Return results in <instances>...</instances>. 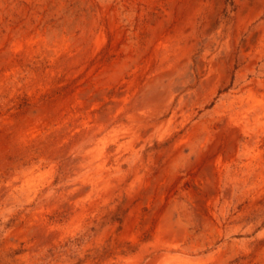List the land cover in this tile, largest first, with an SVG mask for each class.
<instances>
[{
	"label": "rangeland",
	"instance_id": "1",
	"mask_svg": "<svg viewBox=\"0 0 264 264\" xmlns=\"http://www.w3.org/2000/svg\"><path fill=\"white\" fill-rule=\"evenodd\" d=\"M201 5L0 0V264H264V109L247 97L253 89L264 102V0L239 16L236 0ZM191 10L214 83L181 107L174 88L155 131L109 137L101 156L86 148L96 162L68 175L82 153L76 136L105 127L162 60L160 37ZM142 145V159L132 158ZM63 184L80 192L62 194Z\"/></svg>",
	"mask_w": 264,
	"mask_h": 264
},
{
	"label": "bare ground",
	"instance_id": "2",
	"mask_svg": "<svg viewBox=\"0 0 264 264\" xmlns=\"http://www.w3.org/2000/svg\"><path fill=\"white\" fill-rule=\"evenodd\" d=\"M217 2V0H216ZM195 3V2H194ZM236 3L238 5L237 8V15L239 16L246 10H249L250 6L254 5L255 0H236ZM201 0H196V7H201ZM195 8V7H194ZM210 16H208L206 19L208 20ZM212 18V17H211ZM211 20V19H210ZM264 21V20H263ZM183 24L179 25L173 32L171 33H165L160 37L161 42H159L158 50V56L162 58V60H159L158 64L151 69V73L149 76L144 79L143 83L140 84V87L137 88V91H133L124 102H119L120 109L111 117L105 118V127L112 125L117 120H122L123 116L128 115V121L126 122H119V126L115 129H112L108 131L105 137L98 138L101 134L104 133L105 129L99 126H96L95 128H92L87 131L80 132L78 136H76L75 141V149L81 150V154L79 156H75L70 160V164L68 165V169H65V172L68 173V175H71L73 172L76 174L77 172H81L83 169L85 170L88 167H91L92 162H96V154H91V150H85L91 147V149H95L100 156L101 154H105L104 152H107L108 149V143L104 140H108L109 137L113 138L114 141H118L123 138H131L138 135H146L151 131H155L156 126L160 124L161 122V115L163 108H170L172 105V101L174 98V93L172 90L176 87L178 89L176 92L179 91V97L176 102V107H181L182 105L186 103H190L195 98H197L196 95L200 93L203 90H206V88H209L213 82V78H211L209 72L205 70L204 67L207 66V63H209V59L207 58V51H204V53L200 54L198 53V43L196 37H194V34L196 33L197 28V14L191 10L186 15V19ZM264 24V23H262ZM260 26V25H259ZM207 28V26H206ZM164 30V29H163ZM85 37V36H84ZM89 39V38H88ZM78 43V42H77ZM73 45V44H70ZM197 54H196V52ZM195 55L196 57L194 58ZM193 58L196 60L197 65L194 68V71H191V75H182L183 77L174 79V75L177 71L176 69L181 68L182 66H185L186 68L191 66L193 64ZM71 60L77 59L76 56L71 55L67 56ZM240 57V56H239ZM65 58V57H64ZM221 58V57H220ZM133 60V59H132ZM135 60V59H134ZM70 61V60H69ZM77 62V61H76ZM121 62V61H120ZM206 65V66H205ZM116 66H119L116 64ZM121 67V66H120ZM221 67V66H220ZM109 69V68H108ZM115 70L119 69L118 67H114ZM228 70V69H227ZM105 71V70H104ZM118 72V71H117ZM185 72V71H184ZM147 73V72H146ZM179 73V72H178ZM182 73V72H181ZM180 73V74H181ZM145 74V73H144ZM137 76V75H136ZM144 76V75H143ZM237 76V75H236ZM135 77V76H134ZM161 77H166L170 79L169 85L166 89L157 91L156 85L157 82L160 80ZM117 78V77H116ZM139 78V77H138ZM144 78V77H142ZM184 78V80H183ZM164 79V78H163ZM162 80V79H161ZM218 80V79H217ZM181 81V82H180ZM100 82V81H99ZM102 82V81H101ZM113 82V81H112ZM96 86V85H95ZM159 86V85H158ZM84 87V86H83ZM109 87V86H108ZM131 87V86H130ZM138 87V86H137ZM91 88V87H90ZM102 88V87H101ZM91 90V89H89ZM100 90V89H99ZM106 90V89H103ZM102 90V91H103ZM81 91V90H80ZM88 91V90H87ZM92 91V90H91ZM96 91V90H95ZM107 92V91H106ZM93 93V92H92ZM95 93V92H94ZM102 93V92H101ZM122 93V92H121ZM123 94V93H122ZM248 94V95H247ZM247 97L249 98V108L255 110V106L257 105L259 108L264 109V102L259 103V99L257 98V94L253 89H249L247 93ZM83 95V94H82ZM81 96V94H80ZM121 96V95H120ZM124 96V95H123ZM200 96V95H199ZM79 97V96H78ZM82 97V96H81ZM259 97V96H258ZM76 98V97H75ZM92 98V97H91ZM95 98V97H94ZM115 98V97H114ZM117 98V97H116ZM119 98V97H118ZM122 98V96H121ZM96 99V98H95ZM245 99V97H244ZM79 100V99H78ZM111 100V99H110ZM113 100V99H112ZM264 100V99H263ZM107 101V100H106ZM116 101V100H115ZM129 103L127 105V102ZM235 101L239 102L241 101V97H236ZM248 101V99H247ZM262 101V100H261ZM70 102V101H69ZM74 102V100H73ZM98 102V101H96ZM105 102V101H104ZM112 102V101H111ZM78 103V102H77ZM76 103V104H77ZM110 103V102H109ZM114 103V102H113ZM245 103V102H244ZM240 103V104H244ZM66 104V103H65ZM111 104V103H110ZM232 104V103H231ZM74 105V104H73ZM121 105V106H120ZM93 106V105H92ZM200 106V105H199ZM245 106V105H244ZM105 107V105L103 106ZM257 107V108H258ZM56 108V107H55ZM54 108V109H55ZM64 108V107H63ZM71 108V107H70ZM241 108V107H240ZM52 109V111L54 110ZM110 109V108H109ZM108 109V110H109ZM112 107V111H113ZM185 109V108H184ZM239 109V108H238ZM245 109V108H244ZM57 108L55 109L56 112ZM66 110V109H65ZM68 110V109H67ZM99 110V109H98ZM106 110V109H105ZM252 110V111H254ZM51 111V112H52ZM101 111V110H100ZM262 111V110H261ZM114 112V111H113ZM112 112V114H113ZM256 112V111H254ZM264 112V111H262ZM63 113V112H61ZM66 113V112H65ZM106 113V111H105ZM174 113V112H173ZM196 113V112H195ZM253 113V112H252ZM50 114V113H49ZM52 114V113H51ZM50 114V115H51ZM190 114V113H189ZM255 114V113H254ZM28 115V114H27ZM53 115V114H52ZM58 115V114H57ZM104 115V114H103ZM109 115V114H108ZM106 115V116H108ZM92 116V115H91ZM48 117V116H47ZM70 117V116H69ZM99 117V116H98ZM194 117V116H193ZM91 118V117H90ZM61 119V118H60ZM68 119V118H67ZM79 119V118H78ZM95 119V118H94ZM193 119V118H192ZM62 120V119H61ZM73 120V118H72ZM76 120V119H75ZM93 120V119H92ZM98 120V119H97ZM63 122V121H62ZM79 123V122H78ZM81 123V122H80ZM117 124V122H116ZM113 126V125H112ZM204 127V126H203ZM194 129V128H193ZM202 131V130H201ZM154 133V132H153ZM74 135V133H72ZM48 135V134H47ZM175 136V134H174ZM140 137V136H139ZM143 137V136H142ZM151 137V136H150ZM207 137V136H206ZM103 139V141H101ZM151 139V138H148ZM75 140V139H74ZM138 140V139H137ZM141 140V139H140ZM145 140V139H144ZM136 141V139H135ZM152 141V140H151ZM113 144V143H112ZM130 144V143H129ZM130 146V145H129ZM95 147V148H94ZM127 148V147H126ZM146 148V146L142 145L140 148L136 149L132 155V158H141L143 157V150ZM128 149V148H127ZM134 149V148H133ZM66 150V149H65ZM70 150V149H69ZM114 150V149H113ZM60 151V150H59ZM71 151V150H70ZM90 152V153H89ZM72 153V152H71ZM116 153V152H115ZM119 153V152H118ZM55 154V153H54ZM77 154V153H76ZM122 154V153H121ZM57 156V155H56ZM67 156V155H66ZM110 156V155H109ZM44 157V156H43ZM60 157V156H59ZM63 157V156H62ZM71 157V156H70ZM69 157V158H70ZM56 158V157H55ZM68 158V159H69ZM114 158V157H113ZM122 158V157H121ZM124 159L118 160L117 166H120V164H123ZM139 160V159H138ZM146 160V158H145ZM126 161V160H125ZM124 161V162H125ZM142 162V160H140ZM110 163V162H109ZM137 163V162H136ZM112 164V163H111ZM130 164V163H129ZM135 164V163H134ZM144 164V163H143ZM130 167V166H129ZM136 165H133L130 167V172L134 174V176L137 174ZM144 167V166H143ZM113 168V164L108 167L107 169L100 170L98 168L95 169V174L99 175L101 172H103L104 175L109 173L111 169ZM122 168V167H121ZM58 169V168H57ZM70 169V170H69ZM124 169V168H123ZM90 170V169H89ZM118 170V169H117ZM141 170V169H139ZM159 170V169H158ZM72 172V173H70ZM140 172V171H139ZM111 173V172H110ZM109 173V174H110ZM123 173V172H122ZM119 174V173H118ZM148 174V172H147ZM74 175V174H73ZM122 175V174H121ZM145 175V174H144ZM11 176V175H10ZM58 176V175H57ZM75 176V175H74ZM85 176V175H84ZM100 176V175H99ZM126 176V175H125ZM137 176V175H136ZM150 176V175H149ZM153 175H151L152 177ZM161 176V175H160ZM79 177V175H78ZM86 177V176H85ZM138 177V176H137ZM148 177V176H147ZM69 178V177H67ZM103 178V177H102ZM122 178V177H121ZM126 178V177H125ZM130 178V177H129ZM133 178V177H132ZM72 179V178H71ZM101 179V178H99ZM137 179V178H136ZM140 179V178H139ZM144 179V177H143ZM150 179V178H149ZM8 180V179H7ZM93 180V179H92ZM15 181V180H14ZM97 181V180H96ZM112 181V180H111ZM128 181V180H127ZM147 181V180H146ZM13 182V181H12ZM67 182V180H66ZM79 183V181H77ZM86 182V181H85ZM16 183V182H15ZM54 183V182H53ZM83 183V182H82ZM11 184V183H10ZM93 184V183H91ZM109 184V183H108ZM111 184V183H110ZM152 184V183H151ZM74 185V184H72ZM99 185V184H98ZM147 185V184H146ZM4 186V185H3ZM18 186V185H17ZM61 185H59L60 187ZM142 186V185H141ZM10 187V186H9ZM80 187V186H79ZM90 187V186H89ZM44 188V187H43ZM64 184L60 187L61 191L60 193L66 194L70 193L74 190V195L78 194L80 190L75 189H67ZM96 188V187H95ZM10 189V188H9ZM8 189V190H9ZM17 189V188H16ZM15 189V190H16ZM56 189V188H55ZM82 189V188H81ZM128 189V188H127ZM145 189V188H144ZM1 190V189H0ZM45 190V189H44ZM76 190V191H75ZM91 190V188H90ZM98 190V189H97ZM150 191V190H149ZM148 192V191H147ZM82 193V191H81ZM38 194V193H36ZM58 195V193H55V195ZM61 195V194H60ZM81 195V194H80ZM6 196V195H5ZM70 196V195H69ZM77 197V196H76ZM74 198V197H73ZM50 199V197H49ZM48 199V200H49ZM55 199V198H54ZM77 199V198H76ZM82 199V198H81ZM42 200V199H41ZM61 200V198H60ZM68 199H66L67 201ZM65 201V200H63ZM82 201V200H81ZM49 202V201H48ZM47 202V203H48ZM74 202V201H72ZM30 204V203H29ZM73 205V203H71ZM76 204V203H75ZM68 207V206H67ZM76 207V206H75ZM70 208V207H69ZM68 208V209H69ZM80 208V207H79ZM40 225V224H39ZM41 226V225H40ZM43 230V229H42ZM174 234V233H173ZM170 237V236H169ZM168 238V236H167ZM168 254V253H166ZM179 255V254H178ZM181 255V254H180ZM175 256V255H174ZM165 258V256H164ZM169 258V257H168ZM171 258V256H170ZM178 259V257H177ZM174 260V259H173ZM175 261V260H174ZM179 261V260H178ZM177 261V262H178ZM182 261V260H181ZM185 261V260H184ZM179 264V263H178Z\"/></svg>",
	"mask_w": 264,
	"mask_h": 264
}]
</instances>
